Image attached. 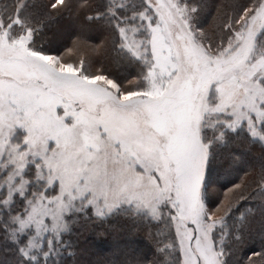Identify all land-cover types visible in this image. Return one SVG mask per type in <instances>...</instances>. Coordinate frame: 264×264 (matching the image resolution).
I'll return each instance as SVG.
<instances>
[{
	"label": "snow or ice",
	"instance_id": "1",
	"mask_svg": "<svg viewBox=\"0 0 264 264\" xmlns=\"http://www.w3.org/2000/svg\"><path fill=\"white\" fill-rule=\"evenodd\" d=\"M264 264V0H0V264Z\"/></svg>",
	"mask_w": 264,
	"mask_h": 264
},
{
	"label": "trees",
	"instance_id": "2",
	"mask_svg": "<svg viewBox=\"0 0 264 264\" xmlns=\"http://www.w3.org/2000/svg\"><path fill=\"white\" fill-rule=\"evenodd\" d=\"M87 251L84 253L82 259L84 261V264H106L108 260H110L113 256V252L108 255H103L99 251H96V248H103V247H114L111 241V238H109L108 243L98 245L95 243H89L85 245Z\"/></svg>",
	"mask_w": 264,
	"mask_h": 264
},
{
	"label": "rangeland",
	"instance_id": "3",
	"mask_svg": "<svg viewBox=\"0 0 264 264\" xmlns=\"http://www.w3.org/2000/svg\"><path fill=\"white\" fill-rule=\"evenodd\" d=\"M96 251H99L101 254L103 255H108V254H111L112 252H114V247L110 248V247H99V248H96Z\"/></svg>",
	"mask_w": 264,
	"mask_h": 264
}]
</instances>
